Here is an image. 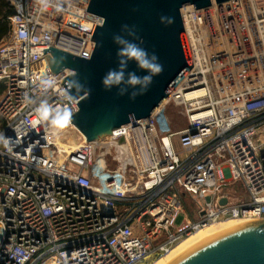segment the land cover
<instances>
[{"label":"built area","instance_id":"1","mask_svg":"<svg viewBox=\"0 0 264 264\" xmlns=\"http://www.w3.org/2000/svg\"><path fill=\"white\" fill-rule=\"evenodd\" d=\"M7 1L0 134L11 142L0 143V264H150L212 223L264 219V0L181 8L192 68L150 117L69 152L60 142L73 121L54 129L35 113L42 99L69 104L68 72L54 74L42 54L52 45L89 58L102 19L88 12L90 0H63L59 12ZM218 13L226 19L214 20ZM49 76L56 85L44 93L39 81ZM169 105L185 127L173 128ZM230 182L243 184L244 200L225 192ZM186 193L202 204L197 218L178 223Z\"/></svg>","mask_w":264,"mask_h":264},{"label":"water","instance_id":"2","mask_svg":"<svg viewBox=\"0 0 264 264\" xmlns=\"http://www.w3.org/2000/svg\"><path fill=\"white\" fill-rule=\"evenodd\" d=\"M227 1L90 0L88 12L102 19L101 24H96L91 38L95 42L91 56L85 58L52 45L44 48L42 54L54 74L65 68L75 70L80 83L86 90L90 89V93L81 95L77 102L79 109L72 119L86 139H102L125 124L150 117L193 66L181 8L189 5L206 8L213 2ZM161 16L172 17L174 22L169 25L161 23ZM123 25L134 28L142 43L141 40L134 42L150 54L155 53L163 66V72L153 77L147 92L135 100L129 99L128 95H117L115 87L106 91L101 84L105 73L117 67L118 46L113 42V36H126ZM127 70L140 76L146 74L137 68L135 62H130ZM67 79H70L68 75L61 79L64 85ZM210 200L211 197L207 196L206 201ZM226 201L223 198L221 203ZM167 264H264V219L245 221L213 233Z\"/></svg>","mask_w":264,"mask_h":264},{"label":"clouds","instance_id":"3","mask_svg":"<svg viewBox=\"0 0 264 264\" xmlns=\"http://www.w3.org/2000/svg\"><path fill=\"white\" fill-rule=\"evenodd\" d=\"M42 10H47L49 7H54L57 12L63 10V0H37ZM160 22L169 25L174 22L172 17L161 16ZM122 31L125 35H114L113 42L118 46L117 67L110 68L101 78V84L106 91H111L115 87L117 95H128L129 99L135 100L137 96L144 95L153 82V77L163 72V66L158 62V57L155 53H149L140 44L134 42L141 40L137 36L134 28H129L128 25L122 26ZM126 37H131L128 39ZM142 43V40H141ZM130 62H135L137 68L144 71L145 75H137L136 72L128 71ZM63 64V61H61ZM68 72L70 79L65 82V96L69 101L67 106H54L46 99L39 101L35 108V113L38 115L39 121L45 122L54 129H62L72 123L73 109L71 102L79 100L85 92L90 93V89H85V86L77 79L78 73L75 70L64 69ZM56 80L53 77H44L39 81V86L42 92L47 93L55 87ZM129 89L132 91L129 92ZM24 102L26 104H35L31 97L25 95ZM11 138L0 134V143L8 145Z\"/></svg>","mask_w":264,"mask_h":264},{"label":"bare ground","instance_id":"4","mask_svg":"<svg viewBox=\"0 0 264 264\" xmlns=\"http://www.w3.org/2000/svg\"><path fill=\"white\" fill-rule=\"evenodd\" d=\"M229 15V14H227ZM224 14L218 13V15H215L214 20H224ZM202 91H194L188 94L189 96L197 95L201 93ZM164 104V101L161 103V106ZM65 138V140H62L61 147L64 151H71L75 147H77L84 139L85 136L79 131L76 127H70L62 132V138ZM241 221V220H238ZM240 222H237L236 220H228V221H222L218 222L216 224H210L206 227H203L199 229L198 231L190 234L188 237H186L184 240H182L176 247H174L167 256L159 259L158 261H155L152 264H167L172 259H174L176 256H178L180 253L185 251L187 248L192 246L194 243L208 237L209 235L219 232L221 230H224L226 228L232 227L234 225L239 224Z\"/></svg>","mask_w":264,"mask_h":264},{"label":"rangeland","instance_id":"5","mask_svg":"<svg viewBox=\"0 0 264 264\" xmlns=\"http://www.w3.org/2000/svg\"><path fill=\"white\" fill-rule=\"evenodd\" d=\"M7 1V0H6ZM181 109L176 105H169L167 112L172 120L173 128L175 130L181 129L182 127H185L187 125L186 118L181 114ZM225 192L230 194L233 198H236L238 200H244L247 197V192L243 184L239 182H230L225 186ZM202 204V201L196 196L192 195L190 193H186L184 195V210H183V216H180L178 219V223L181 221L182 217L186 216H192L193 218L198 217V210ZM222 221H228V220H222ZM220 221V222H222ZM237 222H245V221H238ZM218 222L212 223L216 224ZM194 233V232H193ZM188 236H185V238ZM185 238L181 239L175 247ZM161 258H156L151 261L150 264L154 263L155 261H158Z\"/></svg>","mask_w":264,"mask_h":264},{"label":"trees","instance_id":"6","mask_svg":"<svg viewBox=\"0 0 264 264\" xmlns=\"http://www.w3.org/2000/svg\"><path fill=\"white\" fill-rule=\"evenodd\" d=\"M14 9L9 5L6 0H0V40L5 37L9 30V24L7 17L13 13ZM3 89V85H0V92Z\"/></svg>","mask_w":264,"mask_h":264}]
</instances>
